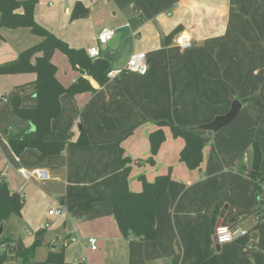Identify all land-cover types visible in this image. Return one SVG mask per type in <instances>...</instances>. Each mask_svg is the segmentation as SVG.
<instances>
[{
    "label": "crops",
    "instance_id": "0c3cea01",
    "mask_svg": "<svg viewBox=\"0 0 264 264\" xmlns=\"http://www.w3.org/2000/svg\"><path fill=\"white\" fill-rule=\"evenodd\" d=\"M37 1L36 20L75 48L95 46L106 26L120 30L115 48L101 46L102 57L110 58L109 70L123 68L120 65L129 56L122 57L131 50V54L146 53L148 70L144 75L122 73L103 86L82 75L97 91L62 94L61 115L52 121L54 134L49 138L68 141L71 135L76 141L84 130L89 142L68 143L63 153L46 157L35 148L16 155L5 142L6 126L27 129L29 124L13 113L4 92L32 83L37 74H0V178L24 198L20 218L31 228L14 237H21L27 247L42 243L48 222L51 251L65 246V260L71 264H172L173 260L202 264L215 255L221 264H264V222L255 224L254 217L239 221L260 205L255 182L241 173L237 163L233 166L243 155L251 167L253 143L258 142L264 172V0ZM77 2L89 14L72 19ZM180 25V32L193 38L189 49L178 46V34L168 42ZM2 31L0 64L42 40L29 28ZM129 35L133 47L125 53L122 45ZM52 61L64 86L81 76L62 52L56 51ZM31 62L35 64L36 57ZM236 100L242 108L229 125L217 132L195 130L226 114ZM37 103L32 93L22 97L24 107ZM103 116L113 118L114 129L105 128ZM173 125L202 136L205 146L199 168L181 161L185 139L173 134ZM159 129L164 130L165 140L151 163L150 137ZM123 156L130 158L128 175ZM38 169L48 176L25 178L24 171ZM165 173H170L171 183L157 205L158 238L125 237L114 214L113 195L125 181L132 191L141 192V176L154 181ZM22 183L32 185L27 199V192L21 193ZM86 203H91L89 209L79 207ZM60 206L67 212L49 214ZM216 209L220 213L215 222ZM223 212V224L252 228L251 237L218 249L215 229ZM91 237L98 239L96 250L88 244Z\"/></svg>",
    "mask_w": 264,
    "mask_h": 264
},
{
    "label": "trees",
    "instance_id": "16d2710c",
    "mask_svg": "<svg viewBox=\"0 0 264 264\" xmlns=\"http://www.w3.org/2000/svg\"><path fill=\"white\" fill-rule=\"evenodd\" d=\"M37 0H0V28H29L31 32L42 37V40L22 51L14 60L0 64V74L35 72L37 79L28 85L18 86L12 97L13 113L29 124L27 129H19L13 125L5 127V134L8 142L16 155H21L27 148H35L41 152L42 157L59 155L63 153L67 144L86 145L88 138L84 130H81L78 140L72 141L71 135L68 141L50 139L53 136L52 121L59 118L62 107L60 97L64 93L75 96L83 92H96L87 75L95 79L101 86L105 85L109 78L107 72L111 67L110 58L99 57L92 59L84 48H75L68 42L58 37L46 26L36 20L35 8ZM89 11L81 3L77 2L72 13V19L87 16ZM183 27L178 26L169 36L170 38L179 34ZM0 34V40H1ZM60 51L65 54L72 66L81 73L78 80L66 87L57 78V67L52 59ZM36 57V63L32 59ZM26 93H32L37 98V106L27 108L22 105V97ZM102 122L106 129L112 130L116 124L110 116H103ZM160 124H167L161 122ZM172 131L175 136H182L185 139V147L181 152V161L185 162L191 169L199 168L203 162V149L205 142L201 135L190 129H183L173 125ZM152 156L150 162L154 163V156L157 154L161 144L165 140L163 129L151 134ZM254 161L248 167L243 155L239 157L233 166L237 167L244 175L255 182V190L260 205L252 213L242 217L239 221L254 217L259 212H264V172L260 168L262 153L258 142L253 143ZM122 166L126 175L130 171V158L123 156ZM143 190L132 191L125 181L112 197L114 214L118 226L127 238L146 241L155 240L158 234L155 230L157 205L168 191L171 183L170 173L158 175L154 181H149L141 176ZM24 198L16 192L10 191L6 181L0 178V264L8 260L16 259L20 264H71L65 260L64 249L51 251L46 261L35 259L36 249L40 242H35L27 247L21 237H14L5 233V221L13 214L21 215L24 206ZM91 203L81 204L82 209H89ZM220 210H215L216 222ZM237 223V222H235ZM234 223V224H235ZM261 223V222H259ZM257 223V224H259ZM7 247L2 250V247ZM172 264H178L173 260ZM202 264H221L217 255L205 260Z\"/></svg>",
    "mask_w": 264,
    "mask_h": 264
},
{
    "label": "built area",
    "instance_id": "2783aa9c",
    "mask_svg": "<svg viewBox=\"0 0 264 264\" xmlns=\"http://www.w3.org/2000/svg\"><path fill=\"white\" fill-rule=\"evenodd\" d=\"M118 30L117 28L113 27H104L101 32L98 34L97 37V44L95 46L90 47L87 52L89 56L92 59H97L102 56L101 54V46H108L109 43L117 36ZM176 42L178 46L182 49H189L193 45V38L191 34H189L186 31L180 32L176 37ZM147 55L145 52H136L131 54L125 66L123 68H119L116 70H109L107 72V76L109 79H114L118 75L122 73H130V72H136L139 74H146L147 73ZM5 100V98H4ZM26 179H30L33 174H36L40 179H45L48 175L46 170L38 169L34 171H24L23 172ZM65 212H67V208L64 206H60L58 208H51L49 211V214L51 216L54 215H62ZM255 224L259 222H264V212H259L255 215ZM45 227H50V223H46ZM253 234L252 228H241V227H235L234 225H227V224H221L216 227L215 229V236L217 238V242L219 245L229 243V242H235L238 240H241L243 238H250ZM89 246L96 250L98 239L96 237H91L88 240ZM7 247L3 246L2 250H6Z\"/></svg>",
    "mask_w": 264,
    "mask_h": 264
},
{
    "label": "rangeland",
    "instance_id": "374dc122",
    "mask_svg": "<svg viewBox=\"0 0 264 264\" xmlns=\"http://www.w3.org/2000/svg\"><path fill=\"white\" fill-rule=\"evenodd\" d=\"M105 2V1H104ZM79 19V18H77ZM122 23H125V21H123ZM110 25V24H109ZM3 28L5 27H2L0 28V34L3 33ZM30 30V29H29ZM120 31V30H118ZM121 31H125V29L121 30ZM34 34V33H33ZM34 36L36 38L39 37V35H36L34 34ZM133 37H131V35L128 36V39L124 41L123 45H122V48L124 50L125 53H127L128 51H130V49H132L133 47ZM35 45V44H34ZM31 47V46H30ZM29 48V47H28ZM26 48V49H28ZM25 49V50H26ZM132 53V50L130 52H128L127 54H125L122 58H126L128 56H130ZM14 90H15V87L12 89V90H9L7 93L4 92V95L6 97V99L8 100V103L9 104H12V97L14 95ZM2 92V91H0ZM4 133V131H3ZM5 136V134H4ZM5 142H8V139L7 137L5 136ZM10 146V144H9ZM12 149V148H11ZM24 183V181H23ZM22 183V184H23ZM29 186H32L30 184H28ZM28 185L27 183L23 184L21 186V193L24 194V192H27L26 195V199H27V195L30 196V193L32 192V190L30 189L31 187L28 188ZM25 188V189H24ZM26 227L27 229H31L30 226H28L25 221H23V219L20 218V215H16V214H13L11 215L6 221H5V225H4V228H5V233L7 235H11V236H19L20 233L23 234L25 233L26 234ZM243 228V227H242ZM48 232H45V240L42 241L41 244L38 245L37 249H36V254H35V259L36 260H41V261H46L48 259V256H49V252L51 251V245L53 244V242H49V239H50V234L52 233V231L49 230V228H47ZM49 242V243H48ZM5 264H20V262L16 259H12V260H8ZM51 264V263H50ZM52 264H58V263H52Z\"/></svg>",
    "mask_w": 264,
    "mask_h": 264
},
{
    "label": "water",
    "instance_id": "95a60500",
    "mask_svg": "<svg viewBox=\"0 0 264 264\" xmlns=\"http://www.w3.org/2000/svg\"><path fill=\"white\" fill-rule=\"evenodd\" d=\"M118 40H119V34L109 43V46L115 48L118 44ZM127 59L128 58L124 59V61L120 65L121 67H123L126 64ZM241 108H242L241 102L236 100L232 103L230 110L226 114L218 115L211 122L196 126L195 130H208V131L217 132L222 128H224L225 126L229 125L231 122H233L239 115ZM223 217H224V212L221 214V217L217 222V226L222 224ZM0 231H2V228H0ZM253 238L256 239L257 234H255ZM215 241L219 249L217 238L215 239Z\"/></svg>",
    "mask_w": 264,
    "mask_h": 264
}]
</instances>
